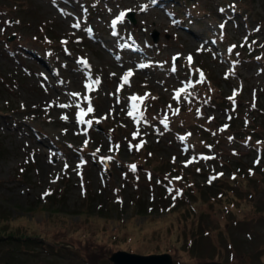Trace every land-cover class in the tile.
<instances>
[{"label":"rangeland","instance_id":"1","mask_svg":"<svg viewBox=\"0 0 264 264\" xmlns=\"http://www.w3.org/2000/svg\"><path fill=\"white\" fill-rule=\"evenodd\" d=\"M11 222L26 234L0 239V264H111L118 248L264 264V0H0Z\"/></svg>","mask_w":264,"mask_h":264},{"label":"water","instance_id":"2","mask_svg":"<svg viewBox=\"0 0 264 264\" xmlns=\"http://www.w3.org/2000/svg\"><path fill=\"white\" fill-rule=\"evenodd\" d=\"M131 10V11H128ZM125 15L135 20L134 10L131 8L125 9ZM14 33H11L8 37H13ZM153 38L158 37V31L154 29L152 31ZM97 125V123H95ZM112 259L111 264H176L173 260L172 254L167 250L152 251V252H136L125 248H118L113 250L110 254ZM206 264H237L236 261H223L219 259H212L206 262Z\"/></svg>","mask_w":264,"mask_h":264},{"label":"snow or ice","instance_id":"3","mask_svg":"<svg viewBox=\"0 0 264 264\" xmlns=\"http://www.w3.org/2000/svg\"><path fill=\"white\" fill-rule=\"evenodd\" d=\"M128 11H131V10H128ZM124 15H125V13L124 12H121L120 13V16L119 17H117V19L119 20V19H122L123 17H124ZM115 23H116V21H113V24L115 25ZM74 27H79V23H77V24H75V25H73ZM221 27H223V25H221ZM232 47H235V45H233ZM230 51H231V49H229ZM175 59V58H174ZM188 59H189V61H191V56H189L188 57ZM86 63V62H85ZM140 67H146V65H140ZM173 71H175V67H173V69H172ZM133 73H132V71L131 70H129V72L128 73H126L125 74V76L123 77V80H124V82L126 83V82H128V78L132 75ZM203 72L201 71L200 72V76H201V80L200 81H197V83H200V82H202V80H203ZM100 83V81H99V79H96V80H94V81H91V83H89V84H86V88H88L89 90H92V85H94V84H96V85H98ZM190 86H192L191 85V82H189L185 87H190ZM183 91H185V88H182V89H179V90H177V92H176V98H179V95H180V93L181 92H183ZM235 91H234V93H233V95L235 96ZM72 96H78L79 94L78 93H72L71 94ZM145 97H136V96H133V97H131V99H132V101H137V100H143ZM85 99L86 100H89V105H88V108H87V111H85L83 108H80V110L78 111V113H77V119H78V122L79 123H88V124H91V121H85L84 120V116L85 115H87V113H89V112H92V111H94V109H93V107H92V105H91V102H90V99L88 98V97H85ZM230 99H232V97H230ZM60 107H62V108H64V107H70V105H60ZM138 108V105L137 104H133L132 105V111H129V115L130 116H133L134 115V112H135V110ZM143 116V113H140V117H142ZM62 119H67V117L65 116V117H62ZM161 123H164L165 124V126H167V121H166V119L165 120H163V121H161ZM225 127H227V125H225ZM136 135H138V132L137 133H133V136L135 137ZM181 139H184V137H182ZM142 143L143 142H141V145H138L137 146V148H139L140 146H142ZM85 145H87V141H85ZM99 151V149H97V152ZM202 158H205V159H210L211 157H202ZM102 159H111V157H102ZM195 159V157L193 158V160ZM193 160H189V161H187L186 162V166H187V164H189V163H192L193 162ZM67 167V166H66ZM133 170L135 169V165H131L130 166ZM175 179H180V177H175ZM47 194H49V193H45V195H47Z\"/></svg>","mask_w":264,"mask_h":264},{"label":"trees","instance_id":"4","mask_svg":"<svg viewBox=\"0 0 264 264\" xmlns=\"http://www.w3.org/2000/svg\"><path fill=\"white\" fill-rule=\"evenodd\" d=\"M254 44H256V43H254ZM249 52H250V54H254L255 53V51H252L251 49L249 50ZM233 120H234V123H236V116L235 115H233ZM13 228H14L13 227V223H12V226L11 227H8V228L4 227L3 225H0V239H2V238H8V237L11 238L12 236H18L19 237V236H23V235L26 234L25 231H22V230H20L16 234V232L14 231ZM30 234H31V232H28V236H31Z\"/></svg>","mask_w":264,"mask_h":264},{"label":"bare ground","instance_id":"5","mask_svg":"<svg viewBox=\"0 0 264 264\" xmlns=\"http://www.w3.org/2000/svg\"><path fill=\"white\" fill-rule=\"evenodd\" d=\"M168 20V19H167Z\"/></svg>","mask_w":264,"mask_h":264}]
</instances>
